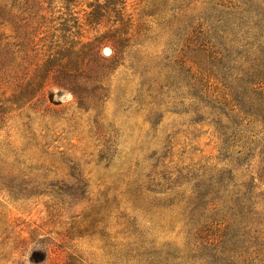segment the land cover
I'll list each match as a JSON object with an SVG mask.
<instances>
[{
  "label": "rangeland",
  "instance_id": "1",
  "mask_svg": "<svg viewBox=\"0 0 264 264\" xmlns=\"http://www.w3.org/2000/svg\"><path fill=\"white\" fill-rule=\"evenodd\" d=\"M220 1L236 2L235 23L264 28V0L256 14ZM23 3L0 0V54L18 58L9 76L0 69V264H212L176 202L194 204L202 175L225 168L216 124L227 122L170 68L153 13L180 0ZM139 24L152 29L136 49L152 94L130 59L98 74L107 40ZM60 64L86 72L82 102L52 83Z\"/></svg>",
  "mask_w": 264,
  "mask_h": 264
},
{
  "label": "trees",
  "instance_id": "2",
  "mask_svg": "<svg viewBox=\"0 0 264 264\" xmlns=\"http://www.w3.org/2000/svg\"><path fill=\"white\" fill-rule=\"evenodd\" d=\"M23 1L36 9V5L29 4L30 0ZM243 1L257 13L258 0ZM235 4L220 0H180L178 6L167 3L153 14L164 19L166 27L160 29L170 37L165 49L170 53L167 59L174 77L180 79V84H187L190 98L227 122L223 126L216 124L225 168L216 178L202 175L196 184L194 204L183 206L181 200L176 202L182 206L185 226L203 243L212 264H216L215 260L222 264H263L264 28L258 26L257 20L245 24L231 20ZM246 13L255 18L251 12ZM153 14H145L144 10L141 18ZM131 30V35H116L107 40L111 55L102 61L98 57V74L103 76L125 67L130 59V69L141 79V85L147 86L150 94L155 93L147 79L146 61L136 50L151 41L152 29L139 24ZM17 60L14 52L0 54V69L6 76L12 74L7 67L15 65ZM68 66L60 64L51 81L82 102L88 92L80 81L88 77L84 70L73 72L66 69ZM171 87L181 90L179 84L173 83ZM153 99L156 100V94ZM254 162L257 166L252 167Z\"/></svg>",
  "mask_w": 264,
  "mask_h": 264
}]
</instances>
